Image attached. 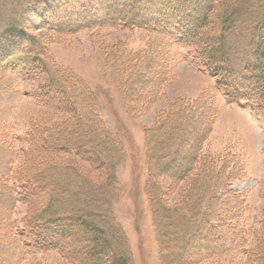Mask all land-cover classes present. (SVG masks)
<instances>
[{"label":"trees","instance_id":"trees-1","mask_svg":"<svg viewBox=\"0 0 264 264\" xmlns=\"http://www.w3.org/2000/svg\"><path fill=\"white\" fill-rule=\"evenodd\" d=\"M51 1L59 5L50 7ZM22 2L31 12L24 9L0 33V75L6 91L18 101L24 97L18 82L32 81L40 105L65 118L54 132L50 124L45 130L30 125L22 139L26 147H21L8 120L13 108L8 106L9 115L2 116L5 133L0 147L5 158L0 188L7 194L8 207L1 226L0 264H21L36 252H55L66 264H133L112 207L118 193L116 167L125 151L100 119L94 93L73 73L54 67L41 35L104 28L160 34L187 48L228 104L238 102L264 116V0ZM29 12L40 22L33 23ZM250 12L260 18L251 23L249 50L237 66L240 59L232 57L228 38ZM120 52L125 54L120 46L110 49V60L119 62ZM132 61L130 55L129 71ZM145 67L146 63L136 70ZM162 73L155 74L150 93L158 92L165 80ZM213 108L201 98L180 101L146 133L147 192L161 264H264V208L251 232L244 221L246 195L233 189L242 168L237 169L234 160L213 166L202 152L215 121ZM72 130L84 134L70 136ZM160 179L175 189H166ZM175 191L178 196L172 203L169 195ZM18 202L26 207L20 221L14 215Z\"/></svg>","mask_w":264,"mask_h":264},{"label":"rangeland","instance_id":"rangeland-1","mask_svg":"<svg viewBox=\"0 0 264 264\" xmlns=\"http://www.w3.org/2000/svg\"><path fill=\"white\" fill-rule=\"evenodd\" d=\"M49 5L54 7L59 3L51 1ZM24 9L31 12L22 0H0V33ZM30 12L28 14L33 17V23H39ZM247 14L246 21L242 20L228 38L232 57L240 59L235 63L237 66L241 65L249 50L251 23L260 18L257 12ZM41 37L47 44L46 54L54 67L73 73L94 93L100 119L125 151V158L116 167L118 193L112 207L115 219L127 238L133 264H161L147 192L149 171L146 133L157 126L180 101L201 98L214 106L215 121L202 152L209 156L213 166L222 165L223 160L233 164L234 160L236 168H242L239 173L242 177L232 182L233 189L246 195V225L252 227L251 232L254 226L258 227L264 208V116L238 102L228 104L215 92V80L191 60L187 48L168 41L160 34L141 29H86L73 35L46 34ZM118 46L122 47L125 54L120 52L123 55L116 63L110 60L109 50ZM130 55L133 57L131 68H134L129 71ZM145 63L146 67L137 72L136 69ZM158 72L163 74L165 80L159 85L158 92L153 94L150 89ZM18 84L24 93L20 101L15 100L16 97H12L10 91H6V80L0 75V140L5 133L2 116L9 115L6 109L10 106L14 113L8 118L9 123L20 139L18 145L26 147L22 139L30 125L45 130V124H50V130L54 132V127H58L65 115L40 105L35 96L38 90L32 81L22 80ZM69 134L81 138L84 132L72 130ZM2 155L3 149L0 147V167L5 158ZM54 162L60 161L55 158ZM84 169L98 179L90 169ZM13 182L11 180L10 183ZM158 182L165 184L166 189H175L170 181L160 179ZM177 196L175 191L169 195V200L173 203ZM7 201V194L0 188V234L3 232L1 226L6 222L4 215ZM25 211V205L18 202L15 218L20 221ZM218 232L221 234V229ZM250 239L249 236V246ZM211 244L216 245V242L212 241ZM236 259L237 262L242 261L239 255ZM21 264L66 263L55 252H36L26 256Z\"/></svg>","mask_w":264,"mask_h":264}]
</instances>
